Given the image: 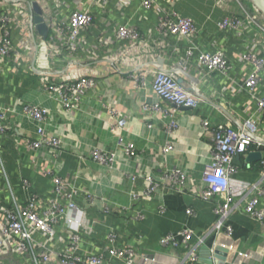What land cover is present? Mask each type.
Masks as SVG:
<instances>
[{"label":"crops","instance_id":"1","mask_svg":"<svg viewBox=\"0 0 264 264\" xmlns=\"http://www.w3.org/2000/svg\"><path fill=\"white\" fill-rule=\"evenodd\" d=\"M240 1L264 23V18L249 0ZM85 5L84 0H65L62 12L68 14ZM161 8L173 9L195 22L198 29L195 43L202 51L221 50L231 64L228 76L205 71L197 63L196 54L187 57V40H177L169 35L155 46L160 38L155 30L156 15ZM90 10L94 19L91 28L84 32L87 45L95 41L97 34L112 37L119 24L134 25L148 36L145 39L147 47L150 46L143 56L146 64L142 67L171 70L182 86L195 89L206 101L194 109L160 103L169 111L175 109L172 118L177 122V128L167 133L168 118L160 113L146 115L142 111L144 102L158 101L156 96L148 87H133L127 76L135 64L134 55L122 54L114 61H107L92 55V48L85 46L70 59L63 55L48 58L53 80L67 75L60 72L67 60H72L73 72L89 74L97 80L95 88L85 94L78 108L66 112L43 90L39 70L31 68L33 55L24 52L19 62L12 59L7 62L0 77V106L15 107L16 110L10 114V128L0 135L6 173L16 197L24 201L28 192L43 198L51 197V176L45 175L44 171L52 169L53 174L68 180L78 190L77 203L85 211V218L96 219L93 232L84 238L86 248L98 249L105 242L107 229L114 228L121 234V242L134 246L140 253H155L153 264H191L182 263V255L187 250L183 244L176 248L159 245L160 238L166 234L188 228L192 230L189 244L195 247L198 257L193 264H264V221L252 219L236 209L225 220L232 229L231 234L224 230L215 232L212 229L216 221L213 203L198 196L213 145L212 132L203 130L201 120L206 119L211 125L223 123L224 115L229 112L245 115L247 107L249 111L254 108L251 97L237 93L236 84L250 72L251 65L240 58L253 47L251 42L257 37L256 31L253 28L224 31L217 25L227 13L240 16L236 0H175L173 5L156 0L151 9L141 8L139 0H130L127 6L108 3L92 5ZM121 46L119 41H114L110 47L114 51ZM256 50L260 52L258 46ZM152 54L158 56L155 58ZM40 70L46 72L47 69ZM150 78L148 75L147 79ZM255 90L258 95H264V74ZM22 103L42 104L48 109L45 130L63 142L56 158H52L45 147L35 157V152L27 148L25 140L35 139L36 135L34 124L21 114ZM107 107L117 108L125 118L123 129L109 130L108 121L113 119ZM260 117V127L264 129V114ZM167 141L172 143L174 150L164 157L160 148ZM124 142L135 145L133 156L121 151ZM94 146L117 151L118 159L112 168L99 166L91 160L89 151ZM258 161L251 160L252 168L241 169L237 178L246 182L257 180ZM166 165L179 166L187 175L185 188L180 192L163 188L150 196L134 198L132 194L146 188L144 176H157ZM130 175H136L135 179L132 180ZM23 178L29 182L28 189L21 183ZM86 192L104 199L109 207L125 206L127 210L104 215L99 203L93 207L87 205ZM6 199L0 177V201ZM188 209L191 214L187 213ZM71 214L79 215L77 211ZM213 243L218 247L211 251Z\"/></svg>","mask_w":264,"mask_h":264},{"label":"built area","instance_id":"2","mask_svg":"<svg viewBox=\"0 0 264 264\" xmlns=\"http://www.w3.org/2000/svg\"><path fill=\"white\" fill-rule=\"evenodd\" d=\"M85 6L72 9L68 14L62 12L65 0H0V77L7 68V62H19L23 53H31L33 62L31 68L41 76L42 88L50 99L55 100L66 112L78 108V104L97 84L94 76L72 71L73 62L67 60L61 73L67 75L50 78L53 71L48 64L49 56H67L69 59L85 46L91 47L92 55L102 57L103 60L114 61L122 54L134 55L133 66L127 72L135 88H149L156 96L157 102H144L142 111L160 113L169 121L165 131L171 133L177 128V122L172 118V111L162 107L160 103H169L176 107L197 108L205 102L204 96L193 88L182 86L175 74L168 69L143 68L146 62L143 56L147 52L148 36H144L139 29L131 24H119L113 30L112 37L102 34L95 35V41L87 45L84 32L93 25L92 5H106L114 3L117 7L127 6L130 0H84ZM173 5L175 0H164ZM240 8V16L227 13L217 23L224 31H238L241 28H253L257 37L252 40V48L244 53L240 60L251 65L250 72L244 80L236 84L237 93L247 94L254 102V108H246L245 115L229 112L224 115L223 123L210 124L208 120H201L204 131L212 132L213 145L210 150V161L206 165L198 196L205 202H211L216 221L212 225L215 232L224 230L231 234L230 225L225 223L228 215L240 209L248 217L259 222L264 221V129L260 127L261 115L264 114V95H258L256 88L264 74V23L240 0H236ZM32 3H36L40 10V23L47 30L43 36L39 30V23L34 22L36 12ZM156 0H139V6L151 9ZM155 30L159 40L172 35L177 40H187L186 56L196 54L197 63L207 72H218L228 76L231 64L221 50L213 52L202 51L195 43L198 32L195 22L179 15L173 9L161 8L156 15ZM16 39V41H15ZM114 41L121 43V48L114 51L111 47ZM260 49L257 52L256 48ZM162 50V48H158ZM119 51V52H118ZM124 51V52H123ZM102 56H101V55ZM155 58L158 55L152 54ZM132 59L130 58V61ZM153 59H151L152 61ZM132 63V64H133ZM149 65V64H148ZM146 65V66H148ZM151 65V64H150ZM72 67V68H71ZM41 68L47 69L41 72ZM9 70L11 71L12 68ZM67 70V71H66ZM74 73V74H73ZM148 75H151L150 79ZM21 114L35 126L36 138L25 140L27 148L34 151V157L43 147L47 148L52 158H56L62 148V140L45 130L48 120V109L37 103H22ZM113 121H108L110 131L121 130L125 127V118L115 107H107ZM15 107L0 106V135L6 134L10 128V114L15 113ZM150 128L151 124H147ZM120 141L122 142L121 138ZM174 150L171 142L167 141L160 148L165 157ZM121 151L127 156H133L135 145L124 142ZM91 160L99 166L112 168L118 159L115 150H107L94 146L90 149ZM258 155L257 171L259 177L253 182L239 180L241 169H251L248 156ZM51 176V197H42L28 192L24 201H20L9 182L5 163L0 148V177L7 193V199L0 201V264H153L156 254L140 253L129 244L121 242V234L114 228H108L104 237V244L98 249L86 248L85 236L93 232L96 219L85 218V211L78 205V190L70 182L53 174L52 169L44 171ZM132 180L136 175L129 176ZM146 188L141 193L132 194L133 197L150 196L154 192L167 188L180 192L185 188L187 175L176 165H166L157 176H144ZM25 189L29 182L21 180ZM88 206L100 205L104 215L120 213L127 210L125 206L109 207L102 198H97L86 192L84 197ZM77 211L79 215H72ZM125 213V212H124ZM191 214L190 209L187 210ZM82 215L84 218H82ZM192 230L183 228L174 233L161 237L159 245L164 248H176L183 244L187 250L182 255V263H195L198 259L195 247L189 244ZM213 243L211 251L216 249Z\"/></svg>","mask_w":264,"mask_h":264},{"label":"water","instance_id":"3","mask_svg":"<svg viewBox=\"0 0 264 264\" xmlns=\"http://www.w3.org/2000/svg\"><path fill=\"white\" fill-rule=\"evenodd\" d=\"M249 1L252 3V5L259 11L261 16L264 18V0H249ZM32 5H33L34 10L36 12V15L34 16V22L39 23L38 30L43 36H45L47 30H46L45 26L40 23V21H41V18L39 16L40 10H39L36 3H32ZM257 158H258V155H256V154H251L248 156V160H254Z\"/></svg>","mask_w":264,"mask_h":264},{"label":"rangeland","instance_id":"4","mask_svg":"<svg viewBox=\"0 0 264 264\" xmlns=\"http://www.w3.org/2000/svg\"><path fill=\"white\" fill-rule=\"evenodd\" d=\"M245 1H248V0H245ZM259 13V12H258Z\"/></svg>","mask_w":264,"mask_h":264}]
</instances>
